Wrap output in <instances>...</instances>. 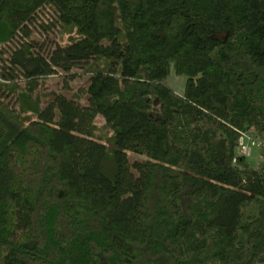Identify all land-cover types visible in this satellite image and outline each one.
Segmentation results:
<instances>
[{
    "label": "trees",
    "instance_id": "trees-1",
    "mask_svg": "<svg viewBox=\"0 0 264 264\" xmlns=\"http://www.w3.org/2000/svg\"><path fill=\"white\" fill-rule=\"evenodd\" d=\"M40 16L75 36L45 50ZM244 134L264 136V0H0V264H264Z\"/></svg>",
    "mask_w": 264,
    "mask_h": 264
},
{
    "label": "rangeland",
    "instance_id": "rangeland-1",
    "mask_svg": "<svg viewBox=\"0 0 264 264\" xmlns=\"http://www.w3.org/2000/svg\"><path fill=\"white\" fill-rule=\"evenodd\" d=\"M38 21H39V24L37 23L38 25L35 24L34 26H30V29H31L30 41L33 40V41L38 42L39 44H44L45 46H43V48L45 50L52 49L56 43L65 44L71 38L75 36L74 33H71V34L66 33L58 27H52L50 31H47V30L44 31V29L41 28V25L46 28V26L50 24L49 19L46 17L40 16V18H38ZM118 23L119 21L117 18L115 24H118ZM72 73H74L73 75L75 77V75L80 73V71L77 69H74ZM63 78H67L66 75L62 72H59L56 76L49 77L45 80H40L38 84H36L35 96L40 98L42 104H45L51 98L53 94L61 90L63 86V82H62ZM185 82H186L185 77L176 76L173 72H171L170 75L165 80L162 81L164 86L172 89L177 94H182L184 86H185ZM84 85H85V78L78 77L77 79L72 80L70 82L69 87L72 90V92L66 91V90L62 92L66 94L67 96H71L74 93V91H76L77 89H81L82 87H84ZM95 125L101 129L99 134L108 135V136L111 135L107 131L103 130L104 121L102 120V118L97 117L95 120ZM255 151H264V150H260L256 147L253 148L252 156L251 158L248 159L250 164L253 167L257 166V161L253 158L256 153ZM129 156H130L129 158L131 161L145 160L144 157L136 156L133 154H130ZM260 165H262V162L258 166Z\"/></svg>",
    "mask_w": 264,
    "mask_h": 264
},
{
    "label": "built area",
    "instance_id": "built-area-1",
    "mask_svg": "<svg viewBox=\"0 0 264 264\" xmlns=\"http://www.w3.org/2000/svg\"><path fill=\"white\" fill-rule=\"evenodd\" d=\"M264 150V136L262 138H254L250 135L244 134L239 144L238 153L241 157L246 159L251 158L253 148ZM264 164V161H262Z\"/></svg>",
    "mask_w": 264,
    "mask_h": 264
},
{
    "label": "crops",
    "instance_id": "crops-1",
    "mask_svg": "<svg viewBox=\"0 0 264 264\" xmlns=\"http://www.w3.org/2000/svg\"><path fill=\"white\" fill-rule=\"evenodd\" d=\"M255 155H254V159L257 161V166L262 162L264 161V151H255ZM262 159V160H261Z\"/></svg>",
    "mask_w": 264,
    "mask_h": 264
}]
</instances>
